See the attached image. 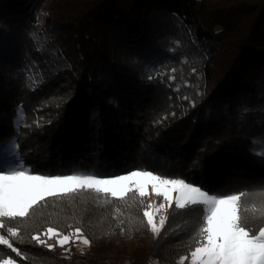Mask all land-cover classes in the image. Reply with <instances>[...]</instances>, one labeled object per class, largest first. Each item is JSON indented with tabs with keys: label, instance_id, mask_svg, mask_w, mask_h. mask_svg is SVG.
Listing matches in <instances>:
<instances>
[{
	"label": "trees",
	"instance_id": "obj_1",
	"mask_svg": "<svg viewBox=\"0 0 264 264\" xmlns=\"http://www.w3.org/2000/svg\"><path fill=\"white\" fill-rule=\"evenodd\" d=\"M220 1L0 0V172L147 170L211 195L238 193L239 221L258 234L264 0ZM149 208L134 190L46 196L24 216L0 215V237L15 249L0 245V263L189 264L204 240L203 207L173 203L155 233ZM49 228L72 243L48 240Z\"/></svg>",
	"mask_w": 264,
	"mask_h": 264
},
{
	"label": "snow or ice",
	"instance_id": "obj_2",
	"mask_svg": "<svg viewBox=\"0 0 264 264\" xmlns=\"http://www.w3.org/2000/svg\"><path fill=\"white\" fill-rule=\"evenodd\" d=\"M0 181H3L0 183V215L10 217L24 216L29 208L37 203V200L29 199L24 190L17 189L15 181H22L27 189L35 190L39 200H43L46 196H55L58 191L75 190L76 186L95 187L97 192H111L113 196L117 195V189L114 186H120L121 193L135 189L143 195L146 183L151 182L152 188L157 189V194L162 195L169 204H171L169 190L179 193V199L175 201L176 208H185L186 201H190L193 205L206 204L208 206L206 223L203 227L204 240L191 252L192 264H264V228L258 229L257 234L256 231H250L243 222L239 221L237 201L240 197L237 195L217 198L210 196L198 186L186 183L184 179H164L147 170L131 171L130 174L115 179H94L90 176L76 175L54 177L27 175L24 168L20 167V170L0 175ZM160 186H164L163 190ZM12 202L18 203L19 208L9 210L6 205ZM144 216L147 217L152 231L157 232V227L153 223V213L146 211ZM160 223L161 225L164 223L163 219ZM3 227L4 225L0 224V228ZM7 231L15 235L13 229L8 228ZM79 233L80 229H76L73 235ZM46 235L48 240L59 243L61 247L66 243H72V236L61 234L52 228L47 230ZM0 238L7 241L6 244L0 243V245H7L15 251L8 240ZM33 239L39 244L49 246L47 241L40 236L33 237ZM4 264H13V262L5 260Z\"/></svg>",
	"mask_w": 264,
	"mask_h": 264
},
{
	"label": "rangeland",
	"instance_id": "obj_3",
	"mask_svg": "<svg viewBox=\"0 0 264 264\" xmlns=\"http://www.w3.org/2000/svg\"><path fill=\"white\" fill-rule=\"evenodd\" d=\"M230 2H231V0H221L219 2V5H221L222 3H223V5H225V3L227 4V3H230ZM226 8H225V10H226ZM228 10L232 11V8L230 7V8H228ZM228 10H226V12H228ZM245 14L246 13H244V15ZM238 15H240V14L238 13ZM235 20H236V15H235ZM237 29H239V28H236L235 31ZM229 34H232V33H229ZM5 172L11 173L9 166H6L4 168V172H0V175L7 174ZM130 173H127V174H130ZM25 174L30 175L28 173H25ZM127 174H124V175H127ZM71 175L90 176V177H92L94 179H115V178L119 177V176H116V177H109V178H98V177L92 176V175H79V174H71ZM0 183H3V181H0ZM14 183H16L17 189H22V190H24L26 192V194L28 195L29 199H33V200L39 201V198H38L37 193L35 192V190L27 189V187L24 185V183L22 181H15ZM193 185L200 187L199 185H196V184H193ZM114 187H116V189H117V195L116 196H119V195H122V194L125 193V192L121 193L120 186H114ZM77 188H90V189L96 190L95 187H80V186H76L75 189H77ZM163 188H164V186H160L161 190H163ZM201 189L203 191H205L206 193H208L210 196H216L217 198H223V197H220V196H217V195H211L207 190H205L203 188H201ZM133 190L136 191L135 189H133ZM61 192H64V191H58L57 193H61ZM100 192H103V191H100ZM136 192L138 194H140L139 191H136ZM106 193H110L111 194V192H106ZM231 195H237L238 196L239 194L235 193V194H231ZM141 196H143L144 198H147L150 201V208L148 209V212H152L153 213V223L156 225L157 231L160 230V228H161V223H160L161 219H163V221H164V218L166 217L167 212L170 209V207L172 206V204L173 203L175 204V201L177 199H179V193L176 192V191L169 190V197H170V200H171V204H169L168 201L164 200V197L162 195H158L157 194V189L152 188L151 182H147L146 185H145L144 194L141 195ZM227 196H230V195H227ZM227 196H225V197H227ZM238 203L239 202L237 201V204ZM190 204H192L190 201H186V206L190 205ZM160 205H163V206L161 207ZM200 205L203 207L204 211L206 212V217H207L208 206L206 204H200ZM6 207L10 210L11 208H19V205L16 202H12L11 204L6 205ZM85 241H87V243ZM0 242H1V240H0ZM75 246H76V248L78 250H82V251L87 250L88 246H89L87 238L83 237V236L78 237L77 240H76ZM188 263L192 264L191 257L188 259ZM0 264H4V262H2Z\"/></svg>",
	"mask_w": 264,
	"mask_h": 264
}]
</instances>
